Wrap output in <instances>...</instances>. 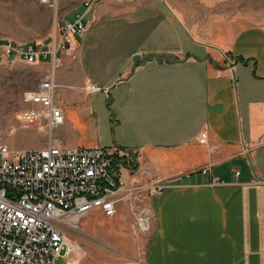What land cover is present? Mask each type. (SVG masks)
Listing matches in <instances>:
<instances>
[{
    "label": "crops",
    "instance_id": "obj_1",
    "mask_svg": "<svg viewBox=\"0 0 264 264\" xmlns=\"http://www.w3.org/2000/svg\"><path fill=\"white\" fill-rule=\"evenodd\" d=\"M86 19L47 62L65 122L39 146L118 147L127 185L163 186L145 264H264V27L207 43L167 0H100Z\"/></svg>",
    "mask_w": 264,
    "mask_h": 264
},
{
    "label": "built area",
    "instance_id": "obj_2",
    "mask_svg": "<svg viewBox=\"0 0 264 264\" xmlns=\"http://www.w3.org/2000/svg\"><path fill=\"white\" fill-rule=\"evenodd\" d=\"M99 2L87 0L86 11L65 22L51 43L0 42V64H55L72 48L71 37L86 33V16ZM57 90L54 74L49 73L36 89L26 92L19 124L48 130L53 140V130L65 122ZM122 167L132 173L137 169L131 152L118 147L71 149L57 142L42 149L15 150L0 140V264H56L60 257L67 264L77 261L80 250L67 232L80 230V221L97 211L114 218L126 209L134 218L135 233L149 232L152 216L142 197L159 194L163 186L127 185Z\"/></svg>",
    "mask_w": 264,
    "mask_h": 264
},
{
    "label": "rangeland",
    "instance_id": "obj_3",
    "mask_svg": "<svg viewBox=\"0 0 264 264\" xmlns=\"http://www.w3.org/2000/svg\"><path fill=\"white\" fill-rule=\"evenodd\" d=\"M87 0H0V42L45 45L59 37L67 21L83 14ZM182 24L199 40L217 44L249 27H264V0H167ZM89 17H87L88 19ZM86 19V21H87ZM52 63L27 64L23 61L0 64V140L15 150H35L48 130L22 126L17 121L24 109L23 95L38 87L53 73ZM60 91L57 90L58 98ZM108 107V101L106 103ZM60 139L61 128L53 130ZM142 185H147L143 183ZM152 197L143 194L144 205ZM80 230L67 232V238L80 250L71 264H145L149 232L135 233L134 218L123 209L116 217L94 212L80 221ZM56 264H67L64 257Z\"/></svg>",
    "mask_w": 264,
    "mask_h": 264
},
{
    "label": "water",
    "instance_id": "obj_4",
    "mask_svg": "<svg viewBox=\"0 0 264 264\" xmlns=\"http://www.w3.org/2000/svg\"><path fill=\"white\" fill-rule=\"evenodd\" d=\"M152 56L150 55H147L145 56L144 58H142L141 56H136L134 58V61L136 63L140 62V61H143L145 62L146 60L150 59ZM154 58H156L157 60H173V57L172 56H166V55H163V56H153Z\"/></svg>",
    "mask_w": 264,
    "mask_h": 264
},
{
    "label": "bare ground",
    "instance_id": "obj_5",
    "mask_svg": "<svg viewBox=\"0 0 264 264\" xmlns=\"http://www.w3.org/2000/svg\"><path fill=\"white\" fill-rule=\"evenodd\" d=\"M40 131H44V130L41 129ZM71 263H73V262H70L69 264H71Z\"/></svg>",
    "mask_w": 264,
    "mask_h": 264
}]
</instances>
